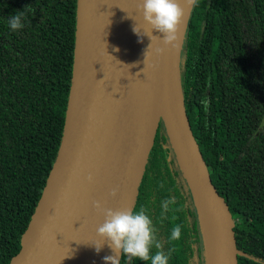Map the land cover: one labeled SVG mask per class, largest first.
Masks as SVG:
<instances>
[{
    "label": "trees",
    "instance_id": "trees-1",
    "mask_svg": "<svg viewBox=\"0 0 264 264\" xmlns=\"http://www.w3.org/2000/svg\"><path fill=\"white\" fill-rule=\"evenodd\" d=\"M77 9L78 0H0V264L21 251L60 151ZM18 11L24 26L12 32ZM180 82L193 135L233 213L239 264H264V0H196ZM168 198L175 204L165 211ZM140 208L168 264H209L195 196L163 123L133 211ZM176 224L182 238L170 242ZM120 264L151 262L122 255Z\"/></svg>",
    "mask_w": 264,
    "mask_h": 264
},
{
    "label": "water",
    "instance_id": "water-1",
    "mask_svg": "<svg viewBox=\"0 0 264 264\" xmlns=\"http://www.w3.org/2000/svg\"><path fill=\"white\" fill-rule=\"evenodd\" d=\"M140 3L78 0L63 140L22 249L10 264H105L114 251L107 242L96 251L104 216L93 202L134 210L161 123L195 196L201 223L200 202L213 217L221 264H239L233 213L209 174L182 97L181 56L196 2L177 0L184 16L175 49L165 47L156 30L152 35L160 39L146 35L151 29L137 10ZM135 25L140 34L133 31ZM158 48H164L163 54H157ZM114 188L118 192L112 197ZM202 229L210 264L203 224Z\"/></svg>",
    "mask_w": 264,
    "mask_h": 264
},
{
    "label": "clouds",
    "instance_id": "clouds-1",
    "mask_svg": "<svg viewBox=\"0 0 264 264\" xmlns=\"http://www.w3.org/2000/svg\"><path fill=\"white\" fill-rule=\"evenodd\" d=\"M196 0H188L189 4L195 3ZM137 10L142 14L143 19L147 25H150V33H147L151 39H160L153 36V30L163 34L162 43L165 47H178V31L179 25L184 16V10L177 3V0H141ZM24 13L22 11L16 12L15 15L10 16L8 27L10 31L15 32L24 26ZM133 31L140 34V30L135 25ZM151 45H149V48ZM148 48V49H149ZM157 54H163L164 48L156 49ZM147 51L145 53V60L147 59ZM144 71V69H143ZM139 75V73H137ZM92 181V176L88 177ZM118 189L111 190L110 195L115 197ZM94 207L103 214L104 222L97 228V236L99 242L94 246L99 252L104 243L113 249L114 255L105 257V264H120L121 255L128 258V260L140 259L142 261H149L151 264H168L169 254H165L162 250L161 243L155 237V230L152 227V220L144 208L138 211L131 209L113 210L110 208H103L99 201L93 202ZM175 204V199L168 198L162 202V208L168 211L169 206ZM183 226L180 224L173 225L171 234L167 238L171 241H178L182 238ZM155 247L157 251L150 255L151 248Z\"/></svg>",
    "mask_w": 264,
    "mask_h": 264
},
{
    "label": "bare ground",
    "instance_id": "bare-ground-1",
    "mask_svg": "<svg viewBox=\"0 0 264 264\" xmlns=\"http://www.w3.org/2000/svg\"><path fill=\"white\" fill-rule=\"evenodd\" d=\"M200 207H201L202 224L204 227V231L208 243L210 264H221L220 251L217 241V231L213 217L210 211L202 202H200Z\"/></svg>",
    "mask_w": 264,
    "mask_h": 264
}]
</instances>
